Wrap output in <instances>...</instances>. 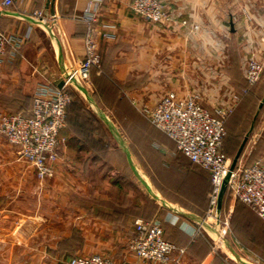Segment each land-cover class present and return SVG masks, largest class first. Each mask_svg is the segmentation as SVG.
<instances>
[{
	"label": "crops",
	"instance_id": "1",
	"mask_svg": "<svg viewBox=\"0 0 264 264\" xmlns=\"http://www.w3.org/2000/svg\"><path fill=\"white\" fill-rule=\"evenodd\" d=\"M90 1L14 0L6 8L0 16L2 31L18 32L38 9L45 11L46 21L34 25L15 56L8 48L0 65V111H31L40 87L59 86L66 80L67 68L81 64L87 30L81 16ZM163 1L178 18L199 29L190 33V26L172 28L145 21L131 8V0H108L101 7L97 28L114 38L99 35L101 64L93 69L90 83L73 79L66 85H79L83 94L78 95L80 111H70L61 130L64 141L53 178L40 182L18 148L0 134V264H68L76 255L96 253L114 257L117 264H160L127 250L137 218L161 219L165 238L186 248L183 254L174 252L171 263L224 264L217 258L211 229L195 239L187 231L205 217L209 197L205 209L196 212L191 210L193 203L163 194L153 186L158 178L145 177L128 149L113 143L122 131L111 122L128 121L131 112L138 113L132 98L153 104L169 90L197 93L202 103L215 107L230 102L227 91L232 87L242 96L234 112L246 96L264 109V75L248 94L241 92L247 84L245 58L256 56L264 62V0ZM251 132L250 151L260 155L264 153V110L254 116ZM174 146L175 152L188 158ZM167 151L176 157L174 151ZM188 160L192 167L183 183L194 184L200 168L208 176L210 194L209 170ZM229 199L244 203L229 194L222 209L231 216L233 206L226 208Z\"/></svg>",
	"mask_w": 264,
	"mask_h": 264
},
{
	"label": "built area",
	"instance_id": "2",
	"mask_svg": "<svg viewBox=\"0 0 264 264\" xmlns=\"http://www.w3.org/2000/svg\"><path fill=\"white\" fill-rule=\"evenodd\" d=\"M108 0H91L81 19L87 23L84 36L85 57L77 68L68 67L66 80L59 87L44 84L33 99L32 113H8L0 111V134L16 146L20 157L31 167L40 182L55 176L56 164L60 160L59 147L64 141L61 130L67 126L68 109L72 103V94L66 85L73 79L90 83L93 68L100 67L98 37L113 39V35L100 32L97 21L101 7ZM14 0H0V16L11 6ZM131 8L143 20L163 24L172 28L190 26V33L199 29V25L189 24L180 19L163 0H131ZM46 15L43 9L32 12L26 26L18 32L0 29V65L4 62L8 48L15 56L30 38L34 25L44 24ZM264 74V62L256 56L244 60V75L249 86L255 85ZM248 89L244 88L243 92ZM230 102L216 105L211 111L202 103L197 93L180 95L176 90L163 93L155 103L132 98L138 111L156 128L171 138L179 152L190 158L193 163L209 170L211 191L205 217L195 225L187 227L193 239L204 234L207 228L215 235L216 242H225L229 228V216L226 218L218 208L221 187L230 170V160L223 152V142L227 134L226 118L239 102V93L230 87L227 91ZM227 191L237 201L250 206L264 220V162L258 160L252 164H238L232 172ZM135 231L130 240V248L137 258L160 264L171 263V257L178 251L183 254L186 248L165 238L163 221L159 218L146 220L137 218ZM215 242V243H216ZM215 247V246H214ZM68 264H117L103 254L76 255Z\"/></svg>",
	"mask_w": 264,
	"mask_h": 264
},
{
	"label": "rangeland",
	"instance_id": "3",
	"mask_svg": "<svg viewBox=\"0 0 264 264\" xmlns=\"http://www.w3.org/2000/svg\"><path fill=\"white\" fill-rule=\"evenodd\" d=\"M82 84L87 85L88 83ZM78 86L74 84L68 88L73 99L69 106V113L74 110L80 111L81 104L78 95L80 93L83 94V92L78 89ZM246 97L247 100L234 112L242 98L241 94H239V102L226 118L227 134L224 141V153L229 158L230 164L238 152L240 145L247 137L248 140L244 146L239 164H243L241 160L244 159L245 161V158L246 163L258 160L264 162V153L259 155V152L255 150L250 151L252 143L251 128L254 116L264 109L259 107V102H256V100L254 102L253 98L248 99V96ZM203 104L209 110H214L213 106ZM118 112L122 113L124 110H118ZM137 112H131V116L129 115L131 118L128 121L123 119L112 120L111 123L116 124V127L122 131V134L116 140L113 139L114 137H111L113 143L117 145L121 144L128 149L135 167L138 171L142 170L145 177L158 178V183L156 185L153 183V186H158L163 194L177 200L179 199L180 203H193L195 206L191 210L196 212L203 211L209 197V193L206 190L208 182L207 174L204 170L196 168L195 183H192L191 186L183 183V179L186 180L188 177L187 171L192 167L188 158L175 152L174 143L170 142L157 130L150 128L151 125L146 118L138 110ZM118 116L119 113L116 112V117ZM6 141L8 142L7 138ZM167 150L174 151L176 157L171 158ZM231 206H233V213L229 216V228L225 237L226 243L220 244L223 242L221 239L219 240L221 241L220 243H214V246L218 249L217 258L224 264H264V221L247 205L234 203L229 199L226 201V208L228 209ZM225 217L228 218V214ZM201 236L203 234L198 237ZM130 240L131 238L128 240L127 250L132 253L133 251L129 244ZM109 257L115 260L114 257Z\"/></svg>",
	"mask_w": 264,
	"mask_h": 264
},
{
	"label": "water",
	"instance_id": "4",
	"mask_svg": "<svg viewBox=\"0 0 264 264\" xmlns=\"http://www.w3.org/2000/svg\"><path fill=\"white\" fill-rule=\"evenodd\" d=\"M64 85V82H61L59 84V87H62ZM247 142V138H245V140L243 141V143L241 144L238 152L236 153L231 165H230V170L227 174V176L225 177V180L223 182V185L221 187V191H220V194H219V201H218V208L219 210H222V207H223V203H224V199H225V196H226V193H227V184H228V180L232 174V172L235 170V168L237 167L238 165V162L240 160V157L242 155V152L244 150V146ZM161 202L163 205H165L166 207L174 210V207L173 205H171L169 202L165 201L164 199H161Z\"/></svg>",
	"mask_w": 264,
	"mask_h": 264
},
{
	"label": "trees",
	"instance_id": "5",
	"mask_svg": "<svg viewBox=\"0 0 264 264\" xmlns=\"http://www.w3.org/2000/svg\"><path fill=\"white\" fill-rule=\"evenodd\" d=\"M96 68V67H95ZM94 69V68H93ZM93 71V70H92ZM264 75V74H263ZM246 82H247V80H246ZM251 87L252 86H249L248 85V82H247V84L243 87V89L244 88H247L248 89V91H247V94L250 92V90H251ZM243 89H241V92H242V90ZM246 94V93H245ZM15 113H24V114H26V115H30L31 113H32V108H31V111H29V112H22V111H17V112H15ZM68 113H69V109H68ZM225 138H226V136H225ZM225 138H224V141H225ZM241 146V145H240ZM240 148V147H239ZM222 150H223V152H224V142H223V147H222ZM252 163H254V162H251V163H248V165L249 164H252ZM239 164V163H238ZM238 166V165H237ZM228 195H229V192L227 191V193H226V196H225V199H224V201L225 200H227V198H228ZM245 204V203H244ZM247 205V204H246ZM248 206V205H247ZM250 207V206H249ZM251 208V207H250ZM252 209V208H251ZM253 210V209H252ZM222 214H223V216H225L224 215V212H223V209H222ZM257 214V213H256ZM149 220V219H148ZM150 220H152V219H150ZM264 221V220H263Z\"/></svg>",
	"mask_w": 264,
	"mask_h": 264
}]
</instances>
